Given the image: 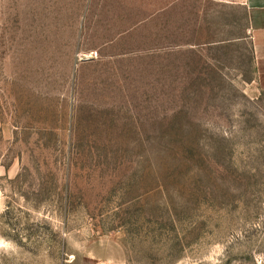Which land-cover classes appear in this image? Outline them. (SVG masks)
Here are the masks:
<instances>
[{"label":"rangeland","instance_id":"obj_1","mask_svg":"<svg viewBox=\"0 0 264 264\" xmlns=\"http://www.w3.org/2000/svg\"><path fill=\"white\" fill-rule=\"evenodd\" d=\"M130 2L0 0V264H264V92Z\"/></svg>","mask_w":264,"mask_h":264},{"label":"crops","instance_id":"obj_2","mask_svg":"<svg viewBox=\"0 0 264 264\" xmlns=\"http://www.w3.org/2000/svg\"><path fill=\"white\" fill-rule=\"evenodd\" d=\"M149 3L151 11L144 17L142 1L130 2L128 7L134 10L130 18L132 24L107 44L114 45L117 38L131 32L141 35L144 24L150 22L153 45L158 46L159 32L165 29L166 44L173 50L190 48L215 64L223 60L234 62L235 66H227L225 70L242 79L243 93L258 98L264 92V0H149ZM177 9L183 24L182 33L193 28V34L191 41L173 44L169 39L175 30ZM191 15L195 18L192 27H188ZM246 77H250L249 80H244Z\"/></svg>","mask_w":264,"mask_h":264}]
</instances>
